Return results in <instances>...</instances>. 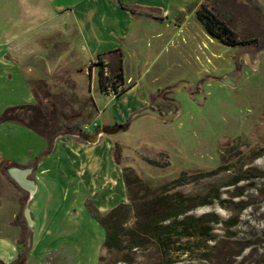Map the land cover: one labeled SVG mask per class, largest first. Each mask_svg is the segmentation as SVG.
<instances>
[{"label": "rangeland", "instance_id": "374dc122", "mask_svg": "<svg viewBox=\"0 0 264 264\" xmlns=\"http://www.w3.org/2000/svg\"><path fill=\"white\" fill-rule=\"evenodd\" d=\"M205 3L249 43L232 47L211 36L208 45L193 48L186 56L180 50L173 52L178 62L171 77L184 76L188 85L181 82L174 91H162L153 98L150 109L177 114L175 119L127 116L125 100L102 93L99 77L92 79L91 93L85 85L86 96L82 97L77 83L67 74L34 80L33 103L11 105L0 113V123L25 127L38 135L21 133L14 127L0 131V238L17 240L19 255L13 264H128L120 260L129 255L134 257L133 264L161 263L165 254L156 244L157 232L143 234L146 244L135 251H108L104 247L105 229L90 208L102 215L112 209L100 210L90 197L86 201L90 216L67 208L60 212L55 234L61 232L62 240V235L57 241L45 236L43 241L34 239V215L30 213L32 224L25 216L30 192L9 174L10 168L23 169L26 165L5 158L33 157L41 147L39 136L47 147L38 156L46 155L59 137L84 142L87 135L97 131L96 123H110L118 116L127 118L128 127L106 133L103 138L111 140L123 178L127 172L139 180H134L130 198L125 187L126 204L132 203L139 210L138 220L145 223L155 219L158 210H163L153 208L157 205L153 199L162 196L172 203L184 200L188 211L179 221L202 218L199 224L207 227L208 235L199 240L186 236L178 239L174 233V240L185 250L169 252L175 259L173 264H264V0ZM196 31L194 40L199 41ZM189 32L192 37L194 28L189 26ZM179 47H183L181 42ZM225 79L231 83H223ZM199 94L202 96L196 100ZM92 98L97 107L89 115ZM25 106H39L42 116L28 109H18L15 114L25 123L36 119L34 126L39 129L22 121H2L8 108ZM92 121L96 123L90 128ZM75 125L80 126L81 133L75 128L65 133ZM59 126L64 129L60 133L56 132ZM117 127L121 126L110 128ZM182 172L187 179L170 186ZM128 218L125 229L138 222L134 213ZM45 231L41 229L42 234H52ZM130 236V232L122 236L125 243ZM0 264L4 262L0 260Z\"/></svg>", "mask_w": 264, "mask_h": 264}, {"label": "crops", "instance_id": "0c3cea01", "mask_svg": "<svg viewBox=\"0 0 264 264\" xmlns=\"http://www.w3.org/2000/svg\"><path fill=\"white\" fill-rule=\"evenodd\" d=\"M205 2L0 0V113L11 105L33 103L31 83L53 75L70 76L85 97V85L91 93L92 79L95 75L99 77V67L94 64L98 56L120 50L126 91L116 100H125L128 113L125 115L134 118L146 115L144 111L152 107L153 98L162 91H174L181 82L188 85L184 76L171 77L178 62L173 59V52L180 50L186 56L193 48L208 45L211 36L196 16ZM121 4L143 12L132 13ZM189 26L194 28L192 37ZM195 30L199 41L194 40ZM180 42L183 47H179ZM162 52L164 57L160 56ZM113 59V54L103 57L105 63ZM92 104L87 110L89 115L97 107L94 100ZM95 123L92 121L89 127L93 128ZM96 124L97 131L87 135L84 142L62 136L51 153L38 156L47 147L46 140L39 136L41 147L33 157L5 158L32 170L29 176L36 189L29 194L27 208L34 215V239L43 241L41 237L45 236L57 241L62 235V240L61 232L55 234L62 218L60 212L67 208L90 216L86 208L89 197L102 211L126 203L122 169L114 159L111 140L103 138L106 133L102 136L100 133L106 127H128L129 123L126 117L118 116L113 122ZM4 127H14L21 133L33 132L15 124L0 123V131ZM41 229L52 234H42ZM16 244L15 239L0 238V260L4 264H13L17 259Z\"/></svg>", "mask_w": 264, "mask_h": 264}, {"label": "trees", "instance_id": "16d2710c", "mask_svg": "<svg viewBox=\"0 0 264 264\" xmlns=\"http://www.w3.org/2000/svg\"><path fill=\"white\" fill-rule=\"evenodd\" d=\"M121 5L132 13L143 12L139 8L126 6L123 4ZM196 16L202 23L208 34L221 43L232 47L249 43L248 40L240 39L238 34L230 27V25L226 23L219 15H217L206 3L201 4V6L197 9ZM108 54H113L114 59L109 63H105L103 57ZM94 64L98 65L99 67V85L100 90L103 93L108 94L109 87H112L118 93L117 97H119L126 91V89L123 88L125 82L123 74V57L120 50L110 51L98 56ZM18 109H28L29 111H34L36 116H42V112L39 106L14 107L8 108L2 114V121H22L23 123H25L24 120L21 119V116L19 114H15ZM33 120L36 119H32L28 122L26 121L25 124L29 127L39 129L34 126ZM74 128L75 130L78 129L80 133L82 132L80 126L75 125L72 128H66L65 133H71V130ZM63 130V127L59 126L56 129V132L60 133ZM37 131L42 134L46 132L43 130ZM186 179L187 177L185 172H182L181 176L175 179L170 184V186L180 185L181 182ZM134 180L139 181L136 177L131 178L130 175L127 174V172L124 173V182L129 194V198L131 197V188L135 183ZM166 187L167 186H165L164 188ZM169 200V198L162 196L154 198L153 201L157 205H154L153 208L158 207L163 211L158 210L159 215H157L155 219L151 218V220L146 221L145 223H142L138 220L139 215L137 214V211L139 210H136L132 203L120 204L104 215L99 213L96 209L90 208L91 215L95 217L105 229L106 237L104 241V247L108 251L129 250V252H132L146 244L147 239L143 236V234L146 235L148 232H152V234H154L157 232L154 237H157L160 242L157 241L156 244L165 254L164 256H162L160 264H173L175 259L170 256L169 252L173 250H179V252H182L185 250L174 240L173 235L175 232H177L178 239L186 236L196 237V239L198 240L203 236L208 235V232L207 227H202V225L199 224V222L201 223L202 218H199L197 220L187 218L183 221H179V217L186 214L188 211L187 207H185L184 200H181L179 198L175 203H172ZM132 213L136 214V220L138 222L134 223V227L125 229L124 226L127 224L129 219L128 217ZM126 232H130L131 235L127 243H125L126 241L122 238V236ZM120 261L123 263L133 264L134 257L133 255L132 257L131 255L125 256Z\"/></svg>", "mask_w": 264, "mask_h": 264}, {"label": "water", "instance_id": "95a60500", "mask_svg": "<svg viewBox=\"0 0 264 264\" xmlns=\"http://www.w3.org/2000/svg\"><path fill=\"white\" fill-rule=\"evenodd\" d=\"M223 83H231L230 80L225 79L222 81ZM200 96H202L201 94L197 95L195 98L196 100H199ZM144 113L149 114L155 118H159L162 119L164 121H171L173 119H175L177 117V114H167L164 115L158 111L152 110L150 108H147ZM122 130L124 129L123 126L121 127H117V128H110V127H106L103 129V131L108 132V133H114V132H118V130ZM32 172V170L30 168H18V167H12L9 169V174L11 175V177L24 189L28 190L30 193H34L35 189H36V185L33 182V180L28 179L29 174ZM25 216L28 220V222L30 224H32V218L30 216V209L26 208L25 210Z\"/></svg>", "mask_w": 264, "mask_h": 264}, {"label": "built area", "instance_id": "2783aa9c", "mask_svg": "<svg viewBox=\"0 0 264 264\" xmlns=\"http://www.w3.org/2000/svg\"><path fill=\"white\" fill-rule=\"evenodd\" d=\"M107 95L116 97L118 95V93L112 87H109L108 88V94Z\"/></svg>", "mask_w": 264, "mask_h": 264}, {"label": "bare ground", "instance_id": "6f19581e", "mask_svg": "<svg viewBox=\"0 0 264 264\" xmlns=\"http://www.w3.org/2000/svg\"><path fill=\"white\" fill-rule=\"evenodd\" d=\"M119 131H121V129H120V130H118V132H119ZM105 133H108V132H106V131H105V132H104V131H102V132L100 133V136L104 135ZM114 133H117V132H114ZM114 133H111V134H114Z\"/></svg>", "mask_w": 264, "mask_h": 264}]
</instances>
